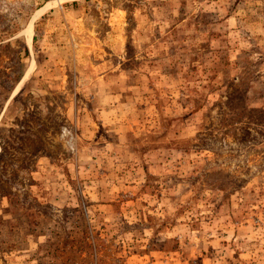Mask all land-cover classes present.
Returning a JSON list of instances; mask_svg holds the SVG:
<instances>
[{"label": "rangeland", "instance_id": "rangeland-1", "mask_svg": "<svg viewBox=\"0 0 264 264\" xmlns=\"http://www.w3.org/2000/svg\"><path fill=\"white\" fill-rule=\"evenodd\" d=\"M0 264H264V0H0Z\"/></svg>", "mask_w": 264, "mask_h": 264}]
</instances>
